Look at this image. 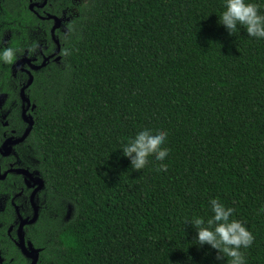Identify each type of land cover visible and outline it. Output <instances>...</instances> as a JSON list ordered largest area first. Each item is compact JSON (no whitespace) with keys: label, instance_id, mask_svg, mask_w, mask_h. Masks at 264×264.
<instances>
[{"label":"trees","instance_id":"16d2710c","mask_svg":"<svg viewBox=\"0 0 264 264\" xmlns=\"http://www.w3.org/2000/svg\"><path fill=\"white\" fill-rule=\"evenodd\" d=\"M72 1L45 8L61 17ZM222 3L84 0L68 31H55L61 64L31 70V158L22 160L39 171L48 198L75 209L54 220L42 208L37 264H227L197 244L187 222L206 221L211 198L254 236L241 249L245 264H264V39L243 28L230 35L218 23ZM0 12V25L22 35L10 43L11 62L0 60V92L10 90L11 107L30 79L12 76L14 60H43L29 28L44 33L45 54L57 45L52 21L30 0H2ZM12 112L19 132L22 112ZM145 126L167 131L166 170L153 154L133 169L120 149Z\"/></svg>","mask_w":264,"mask_h":264},{"label":"flooded vegetation","instance_id":"af4514ba","mask_svg":"<svg viewBox=\"0 0 264 264\" xmlns=\"http://www.w3.org/2000/svg\"><path fill=\"white\" fill-rule=\"evenodd\" d=\"M31 3L35 4L32 10L38 11L41 9L45 15L40 16L43 19L52 21V29L55 20L52 17L49 18V15L53 14L48 12L45 8L48 4V0H30V4ZM67 9H64L63 15L66 13ZM56 48L57 47L45 54L44 49H46V46L43 47L42 44L38 47V54H41L43 60L48 56L51 57L48 59L49 63L52 60L57 62L61 54H59L58 57H56L57 55L54 57L53 54ZM38 54H36V56ZM35 58V62L32 63L39 65L37 63V57ZM32 69L35 68H32L29 63H26L22 69L17 68L15 76L21 71L30 76V73L32 74ZM8 83L10 85V79ZM25 84L27 83L22 82L20 84V92ZM10 109V90L7 89L0 92V197L5 196V202L0 204V264H18V261L23 264H32L35 255L38 258V263L42 250L33 238L37 233L34 235L30 229L34 227L37 232L40 231L38 226L42 222V205L39 198L41 194H39V192L45 188V182L43 187L38 189L39 183L37 179L41 178L39 171L31 170V168L25 166L24 163H20V161L14 157V155H17L15 147L23 144L26 139L20 143L10 145L8 140L10 138L16 139L18 138L17 136H19L17 128L14 127V120L12 115H10L12 114ZM24 121L27 124V121ZM17 169H26L32 176L19 172ZM36 211L38 213L37 219L34 222H30V219L33 218ZM21 238L26 247L22 246ZM29 243H31L35 252L32 251Z\"/></svg>","mask_w":264,"mask_h":264},{"label":"clouds","instance_id":"9594fccd","mask_svg":"<svg viewBox=\"0 0 264 264\" xmlns=\"http://www.w3.org/2000/svg\"><path fill=\"white\" fill-rule=\"evenodd\" d=\"M262 3L264 0H261V3L256 0H223L218 23L222 24L230 35L243 28L248 36L264 39ZM13 57L11 48L0 50V60L11 62ZM166 136L165 129L139 127L120 149L123 155L129 158L133 169L142 168L148 155L153 154L155 160L162 162L158 170H166L167 165L163 161L169 150L162 147ZM208 205L211 216L206 221L200 216H194L187 221L195 227L197 244L210 245L219 255L227 258V264H245L241 249H247L252 244L254 236L251 231L244 222L232 218V207L226 206L217 198H211ZM260 211H264V207Z\"/></svg>","mask_w":264,"mask_h":264},{"label":"rangeland","instance_id":"374dc122","mask_svg":"<svg viewBox=\"0 0 264 264\" xmlns=\"http://www.w3.org/2000/svg\"><path fill=\"white\" fill-rule=\"evenodd\" d=\"M83 1L84 0H73L71 8L67 9L66 13L64 15H62V25L60 27V30L62 32L66 33L68 31L67 23L69 22L70 19H72L73 17L78 15V12H79L78 6ZM33 7H35V6H33ZM1 9H2V0H0V11H1ZM28 33L26 35L27 36L26 39H28V43L30 45L34 46L35 55H36V54H38V47L43 44L42 40L44 39V35H43L44 33L43 32H41L42 34L39 33V32L37 33L36 31H34L33 29H30V28H29V32ZM21 36H22L21 35V31L19 29H17L16 27L14 28L11 25H10V27H6L4 24L0 25V50H3L5 48H10V43L12 42V40L15 39V38L21 37ZM28 48H26V52H25L26 54H28V52H29ZM56 50H57V48H56ZM55 53H56V51H55ZM59 54H61V53L59 52V53L54 54V57L56 55H57L56 57H58ZM50 58L51 57H49V59ZM19 59L20 58L18 57L16 60H14V62L12 64V76H15V74H16L17 63H18ZM61 59H62V57H60V59H58V61H57L58 64H61ZM43 62H46L47 64L49 63V61L47 59H44L42 61V63ZM25 64H26V62H21L18 65V67L20 69H22ZM19 97H20V100L18 101V104H16L15 100H13L11 102V107H10L11 108L10 109L11 112L15 110V107H18V110H20V112H21V110H23V105H25V106L27 105L26 102L21 99V96H19ZM10 115H12V114H10ZM22 122H23L24 126H22ZM15 123L18 124L17 126L19 127V129L21 128L19 130V133H18L19 136H17V137H20L27 130L28 126L25 124L24 121H21L18 118H16ZM22 130H23V132H22ZM23 143H25V144L15 147L16 153L18 155V158H17V155H14V157L16 159H18L20 161V163H22V164L24 163V161L22 160L23 158H26V159L31 158L30 155L27 154L28 151H30L31 147L29 146V144H28V142L26 140ZM23 150H26V152H24ZM25 166H28L27 163H26ZM39 194H41L39 198H40V202H41L42 207L45 206L43 208L48 210V214H47L48 218L54 219V220L57 219V218L59 220H68V219H70L73 216L75 208H74V205L71 202L66 201V200H62V201L57 200V201H55L53 197L48 198L47 193H46V191L44 189L40 190ZM47 199H48V201H50L49 202L50 204L48 205V207H46L47 206V203H46ZM4 202H5V196L0 197V204H3ZM42 207H41V209H42ZM40 225L41 224H39L38 229H39ZM30 231L32 233H34V235L37 233V230L34 227H31Z\"/></svg>","mask_w":264,"mask_h":264},{"label":"water","instance_id":"95a60500","mask_svg":"<svg viewBox=\"0 0 264 264\" xmlns=\"http://www.w3.org/2000/svg\"><path fill=\"white\" fill-rule=\"evenodd\" d=\"M33 5H35V4L34 3L30 4V8L31 9H33ZM50 17L54 18V20H55V23H54V25H53V27L51 29L52 30L51 33H52L53 39L55 40V42L57 44L56 53H59L60 50H61V44H60V41L56 38L55 31H56L57 28H59L62 25V18L58 17V16H54V15H49V18ZM56 53H54V54H56ZM35 59H36L35 57H28L27 55H25V56H23L22 58L19 59V61L17 63V68H19L18 65L21 62L29 63L30 66L32 68H35V69L36 68H40L41 66H44L46 64V62H43V63H41L39 65H35V64L32 63ZM45 59L48 60L49 57H46ZM32 80H33V75L30 73V79L28 80L27 84H25L22 87L21 92H20L21 99L23 101H25L26 104H27L26 106L23 105L22 117H23L24 120H26L28 122L29 126H28L27 130L24 132V134L21 135L20 137H18L16 139L10 138L8 140L10 142V145L17 144V143H20V142L24 141L27 138V136L30 134L31 130H32V127H33V124H34V120H33L32 116L30 114H27V110L29 108H31V100H30L29 96H27V94L25 93V89L29 86V84H31ZM34 107H35V104L32 105V109ZM10 148H12V147H10ZM17 171L22 172V173H24V174H26L28 176H32L31 173L28 170H26V169H17ZM37 181L39 183L38 189H41L43 187V185H44V180L42 178H38ZM37 217H38V213L36 211L34 216H33V218L30 219V222H34L37 219ZM21 241H22V246L26 247L22 238H21ZM29 245L31 246L32 251L35 252V250L32 248L31 243H29ZM37 259L38 258L35 255L32 264H36L37 263Z\"/></svg>","mask_w":264,"mask_h":264}]
</instances>
